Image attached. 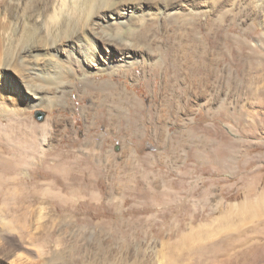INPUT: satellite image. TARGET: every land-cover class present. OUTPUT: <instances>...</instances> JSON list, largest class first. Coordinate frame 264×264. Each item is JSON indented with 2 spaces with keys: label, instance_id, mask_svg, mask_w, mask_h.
I'll use <instances>...</instances> for the list:
<instances>
[{
  "label": "rangeland",
  "instance_id": "1",
  "mask_svg": "<svg viewBox=\"0 0 264 264\" xmlns=\"http://www.w3.org/2000/svg\"><path fill=\"white\" fill-rule=\"evenodd\" d=\"M48 1L3 0L0 19L20 25L23 40L33 34L24 21L44 34L37 14ZM195 1L193 14L133 18L125 27L127 37L159 44L147 70L76 77L53 102L2 100L0 117L21 111L39 128L45 184L82 178L88 161L102 191L46 186L29 216L33 239L21 249L14 229L24 216L3 197L0 264H38L56 250L68 264H264V26L247 20L250 0L234 8L233 0ZM230 46L239 50L237 66ZM210 77L217 88L199 86ZM115 83L124 88L113 102ZM35 164L32 157L30 172L15 176Z\"/></svg>",
  "mask_w": 264,
  "mask_h": 264
},
{
  "label": "bare ground",
  "instance_id": "2",
  "mask_svg": "<svg viewBox=\"0 0 264 264\" xmlns=\"http://www.w3.org/2000/svg\"><path fill=\"white\" fill-rule=\"evenodd\" d=\"M1 1L0 7H2ZM195 2V0H49L44 9L37 14V22L43 27L44 34L38 30L37 23L32 27L23 20L24 27L33 33L27 40L18 37L20 25L15 28L13 23L6 20V16L3 17L0 19V104L3 99L7 102L25 101L29 104L31 98L32 101L53 102L64 98L73 86L71 79L76 77L115 71L116 68L127 65L131 67L140 65L143 70H147L152 66L159 44L153 40L135 39L133 34L127 37L124 35L125 27L130 25L133 18L144 24L147 16H162L168 19L172 15L182 14L185 10L193 14L191 6ZM236 3L238 2L233 0L232 8ZM250 3L252 10L247 13V20L252 24L261 21V25L264 26V0H250ZM201 5L210 8L208 1L201 2ZM9 29L12 31L9 32ZM230 49L228 60L237 66L236 56L239 50L233 46H230ZM216 64L217 62L210 63L208 67L214 68ZM209 80L211 81L203 84L199 79L198 84L208 90L210 86L217 88L219 82L214 83L211 77ZM109 88L113 92L111 93L113 102L118 101L123 95L124 87L115 83ZM141 106L136 107L137 113L145 114ZM12 113L7 118L0 117V123L9 122L5 128L0 127V177L2 178H0V201L5 196L14 200L16 206L11 209L24 216V223L20 220L14 229L20 241L17 249H21L28 238L33 239L30 232L33 219L29 216L34 212L32 208L44 200L46 194L43 193V189L46 186H49L50 190L68 193L79 188L78 194L81 196H90L91 191L101 189L100 181L89 178L94 168L88 161L80 163V166L86 167L82 170L84 178H55L56 180L51 184H45L41 179L45 177L46 159L43 156L45 152L40 148L42 140L39 128L36 126L31 129L30 118H23L24 114L21 111ZM157 129L164 132L161 125ZM66 141L65 139L61 142L63 144ZM28 143H32L33 147L29 149ZM32 157L36 161L32 172L17 178L28 169ZM28 171L30 172L29 169ZM36 172H40L39 179L35 175ZM22 187L29 191H21ZM44 209L43 206L38 208L39 215ZM60 209L75 210L71 206H62ZM38 228L36 227L35 230ZM51 243L53 242L47 241L46 247ZM18 260H23L20 255ZM38 261V264H68L57 250L50 257Z\"/></svg>",
  "mask_w": 264,
  "mask_h": 264
}]
</instances>
